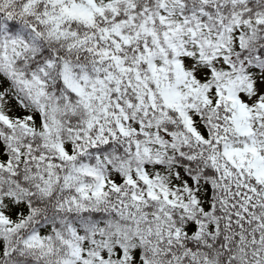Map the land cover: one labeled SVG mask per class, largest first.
Instances as JSON below:
<instances>
[{
  "label": "snow or ice",
  "instance_id": "obj_1",
  "mask_svg": "<svg viewBox=\"0 0 264 264\" xmlns=\"http://www.w3.org/2000/svg\"><path fill=\"white\" fill-rule=\"evenodd\" d=\"M0 264H264V0H0Z\"/></svg>",
  "mask_w": 264,
  "mask_h": 264
}]
</instances>
